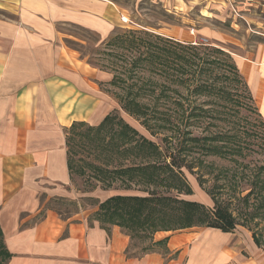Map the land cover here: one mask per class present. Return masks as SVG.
Listing matches in <instances>:
<instances>
[{
  "label": "crops",
  "instance_id": "obj_1",
  "mask_svg": "<svg viewBox=\"0 0 264 264\" xmlns=\"http://www.w3.org/2000/svg\"><path fill=\"white\" fill-rule=\"evenodd\" d=\"M253 1L264 7V0ZM0 12V231L10 255L6 264H228L218 230L206 229L186 250L187 234L158 233L154 240L167 237V253L176 254L167 262L159 253L129 258L130 240L119 227L107 231L95 220L78 214L61 219L46 208L51 199L71 197L66 129L101 120L105 101L93 74L88 77L85 65L63 46L60 28L78 27L104 40L125 24L137 25L112 0H0ZM204 33L219 37L214 30ZM234 57L264 118V44Z\"/></svg>",
  "mask_w": 264,
  "mask_h": 264
},
{
  "label": "rangeland",
  "instance_id": "obj_2",
  "mask_svg": "<svg viewBox=\"0 0 264 264\" xmlns=\"http://www.w3.org/2000/svg\"><path fill=\"white\" fill-rule=\"evenodd\" d=\"M112 1L124 8L130 14L131 22L137 25L125 24L115 29L120 37H123L124 32L128 30L142 32L144 31L142 28L146 26L152 33L166 34L180 41L208 43L220 46L225 50L228 49L233 60H235L234 56L252 53L257 47L264 44V7L253 0H229L231 6L227 0H144L139 3L132 0ZM3 14L5 13L0 12V15ZM169 29L173 31H168ZM207 29L219 32V37L205 34L204 31ZM60 30L63 46L85 65L88 77L90 76L89 72L93 74L105 101L102 102L101 120H99V116L94 121L91 120L92 118L86 119L85 124L88 123L87 126L92 130L88 131L86 126L80 128L78 133L81 134L72 137L69 144L71 197L51 199L46 203V208L54 211L61 219L78 214L79 217L91 222L94 220L98 205L111 196H146L148 192L168 193V191L166 193L162 191L161 188L156 189L136 184L130 189H126L119 180H112L107 186L100 179L115 178L114 175L111 176L112 170L131 166L139 161V159L132 160L131 156L134 153H121L120 149L115 148L121 141H124L123 137L122 140L118 135H112V133L121 132L117 130L121 124L119 123L117 127L113 128L110 122H104L106 116H115L116 120L121 117L140 135L152 140L157 145L161 144L162 134L168 137L175 134L174 124L171 131H166L168 128H166L167 120L164 119V112L167 108L155 106L157 95H159L158 89L161 88L164 80L170 78L161 79L160 76L153 75L149 71L147 62L143 63L142 71L134 74L127 72L132 55L125 52L127 44H124V39L122 42L119 41V46L111 47L101 43L110 36L101 40L96 33L74 26H64ZM198 57L206 60L207 64L198 63L202 69L199 76L195 75L194 83L205 87V83L210 84L212 79L218 75L215 88L217 91L220 90L212 95L199 94V91L192 92L193 84L191 82L188 84L181 82L170 84L168 82L170 91L167 93L175 97L183 108L199 106V110L201 109L202 116L197 119L198 121H192L193 126L185 125L184 127L191 132V136L213 137L231 129L238 130V132L247 130L245 131V133L247 132L245 142L241 143L245 157L240 154L232 158L211 155L201 157L203 163L196 164L194 173L186 170L183 172L191 194L180 193L178 197L200 203L209 209L214 206L213 197L220 204L222 203L232 214L236 224L234 230L221 234V250L229 257L228 264H264V206H261L264 205V187H260L262 184L260 182H264V170L261 172L258 170L259 167H264V118L254 103L251 104L249 110L242 107L244 103L248 106L246 99H243V89L236 93L235 109H230L228 107L230 102L227 98L224 99L225 94L221 92L226 88L229 90L230 86H227L226 82L233 77L229 76L224 69L219 70L218 67L208 63L215 60L217 55L200 53ZM100 66L106 69H99ZM90 68L100 71L102 77H97L98 73L91 71ZM192 71L194 70L189 72ZM227 76L228 79L225 78ZM113 77L116 79L113 80ZM148 80L157 84L155 91L146 88L145 91L137 93L134 87L132 94L136 95V104L146 110L145 115L138 117L132 114L128 115L122 106L124 98L128 97V94L131 96L126 85L133 83L134 86H139ZM188 112L189 109L181 111V109L172 108L170 110V114L176 120L177 128L182 129L184 125L180 123L177 125V120L184 119ZM209 112H212L210 114L212 118L208 115ZM145 118L149 119L144 120ZM92 122L96 123L92 124ZM121 123L124 124L122 121ZM96 128L98 130L93 131ZM114 129L117 132H114ZM135 139L138 138L135 136ZM191 154L192 157H195L197 152L193 151ZM256 182H258V186L254 185ZM250 188L254 189L253 195L245 202L243 198ZM170 194L174 195L175 191ZM41 216L42 213L39 217ZM103 226L111 225L106 223ZM206 229L208 228L195 225L171 232L158 233H164V236L187 234L184 247L186 250L191 241ZM121 230L125 232V230ZM158 233L153 236V239ZM253 236H256L259 244L253 241ZM144 246L146 243L140 239H134L129 243L128 254L140 256ZM164 252H160L164 262L176 257V254ZM6 263L7 259L0 255V264Z\"/></svg>",
  "mask_w": 264,
  "mask_h": 264
},
{
  "label": "trees",
  "instance_id": "obj_3",
  "mask_svg": "<svg viewBox=\"0 0 264 264\" xmlns=\"http://www.w3.org/2000/svg\"><path fill=\"white\" fill-rule=\"evenodd\" d=\"M123 35V37H120L117 30H115L112 36L101 43L106 46L114 47L115 45L119 46V41L122 42L124 39V44H127L125 52L132 55L129 70L127 72L131 74L138 71L140 72L142 71L143 63L147 62V66L150 69L149 71H151L153 75H158L161 79L170 78L169 80H164V83L161 84V88L158 89L159 95H157L155 106L167 108L166 112H164L165 118L163 117L167 120L166 128L169 129L166 131H171V127L174 124L175 134L169 137L162 134V138H160L161 144L157 145L152 140L140 135L121 117H118L116 120L115 116H106L104 122H110L113 128L117 127L119 123L121 124L119 129L115 128L121 132H117L114 129V132H117V134L112 133V135H118L120 139L123 140L124 138V141H121L115 148L120 149L121 153H134V155L131 156L132 160L139 159V161L137 164L118 167L112 170L111 176L114 175L115 178L108 180L103 178L100 179V181L109 186L112 180H119L120 184L126 189H130L136 184L150 186L156 189L161 188L162 191L165 193L168 191V193L154 194L148 192L146 196H111L98 205L94 220L99 222L101 226L107 223L125 230L124 233L129 237L130 241L140 239L146 243V246L141 249L142 255L140 256H130L127 250L126 254L129 258H139L151 253L160 254V252L163 253L164 251V253H167L166 242L168 238L166 237L158 241L153 239V236L158 232H171L195 225L218 230L222 233L231 232L236 226L235 220L228 209L225 208L222 203L220 204L215 200L213 196L214 206L209 209L200 203L180 199L178 194H191V190L185 180L183 172L186 170L194 173L196 164L201 165V163H203L201 157L211 155L220 158H232L237 154L245 157V155H243L244 148L241 143L245 142V136H247V132L245 133V131L247 130L244 129L242 132H238V130L231 129L229 131L220 132L213 137L191 136V132L184 127L185 125L188 127L193 126L191 122L198 121L197 119L202 116L201 109L199 110V106L194 108L185 106L183 108L181 103L167 92L170 91L169 86L172 82H181L182 84L191 82L194 86L191 87L192 92L194 91L197 93V91H199V94H216L215 92L220 90L217 91L215 88L218 75L212 79L210 84L205 83V87H201L194 83L195 75L199 76L198 74L202 69L198 63L201 62L203 65L204 63L207 64L206 60H202L198 57L199 54L211 53L221 58L215 57V60L212 62L209 61L208 63L213 64L216 68L218 67L219 70L224 69L229 76L233 77L226 82L227 86H230L229 90L227 88L226 90H222L221 88V93L225 94L224 99L227 98L228 102H230L228 107L233 110L235 109L234 103L236 102V93L243 89V99H246L247 102H245L248 103V106L244 103L242 107L247 110L251 109V104L254 103L253 99L246 82L239 74L232 56L227 50L217 45L201 42L181 43L146 30L142 32L128 30L125 31ZM100 67L99 69L104 68L102 66ZM191 70L194 71L189 72ZM225 78L228 79V76ZM114 79L116 78L113 77V80ZM168 82H170V84ZM126 86L131 96L128 94V97L124 98V103L122 104L123 110L128 113V115L132 114L137 117L144 116L146 110L136 104V95H132L134 93V87L135 91L140 93L145 91L146 88L155 91L154 89L157 88V84L152 80H148L139 86H134L133 83ZM172 108L177 110L181 109V111L189 109L184 119L181 118L182 120H177V125L179 123L184 125L182 129L176 127V120L172 117V114H170ZM177 113L179 112L177 111ZM211 113L209 112L208 115L212 118V115H210ZM146 119L149 118H145L144 120ZM121 121L124 122V124H122ZM85 126L88 131L92 130L87 124L77 122L73 123L65 131L67 167L70 175L71 160L69 158V144L72 137L81 134L78 133V130ZM96 130L98 129L96 128L93 131ZM135 136L138 139H135ZM193 151L197 152L195 157H192L191 153ZM144 158L146 161H144ZM258 170L261 172L264 170V167H259ZM256 179L258 180V177ZM260 183H262L260 187H264V182ZM254 185L258 186V182ZM174 191L175 194L171 195L170 193ZM253 191L254 189L250 188L247 195L244 196L243 201L246 202V200L253 195ZM103 228L108 231V227L103 226ZM252 239L256 244H259L256 236H253ZM0 255L4 256L7 260L10 258L9 253L3 246L1 231Z\"/></svg>",
  "mask_w": 264,
  "mask_h": 264
}]
</instances>
